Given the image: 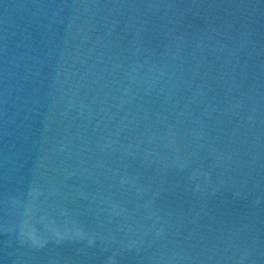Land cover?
I'll use <instances>...</instances> for the list:
<instances>
[{
    "label": "water",
    "instance_id": "water-1",
    "mask_svg": "<svg viewBox=\"0 0 264 264\" xmlns=\"http://www.w3.org/2000/svg\"><path fill=\"white\" fill-rule=\"evenodd\" d=\"M0 264H264V0H0Z\"/></svg>",
    "mask_w": 264,
    "mask_h": 264
}]
</instances>
